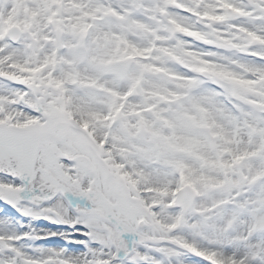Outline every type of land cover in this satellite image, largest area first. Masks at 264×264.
<instances>
[{"label":"snow or ice","instance_id":"1","mask_svg":"<svg viewBox=\"0 0 264 264\" xmlns=\"http://www.w3.org/2000/svg\"><path fill=\"white\" fill-rule=\"evenodd\" d=\"M0 264H264V0H0Z\"/></svg>","mask_w":264,"mask_h":264}]
</instances>
